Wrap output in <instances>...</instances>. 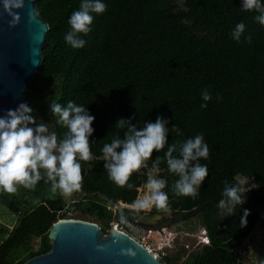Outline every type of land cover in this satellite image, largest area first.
<instances>
[{
    "label": "trees",
    "instance_id": "obj_1",
    "mask_svg": "<svg viewBox=\"0 0 264 264\" xmlns=\"http://www.w3.org/2000/svg\"><path fill=\"white\" fill-rule=\"evenodd\" d=\"M79 3L37 0L48 30L23 103L58 139L66 129L56 124L52 101L64 106L73 100L94 116L92 157L81 161V188L75 191L80 197L66 203L43 179L19 196L0 189V203L17 214L11 228L0 223V264H21L48 251L49 228L59 216L72 217L68 212L88 211L107 233L112 207L137 198L147 168L129 176L132 189L119 186L108 178L101 148L117 134L123 138L126 127L116 125L119 119L141 127L158 115L169 131L165 148L154 149L148 158L149 167L167 144L196 133L209 148L207 159L201 158L209 174L195 197L176 195L171 185L177 177L163 160L160 164L158 175L168 180V207L153 206L150 212L195 216L207 235V243L181 264H254L242 259L238 247L258 224L264 233V26L253 19L255 11L242 10L240 0H105V10L93 14L91 31L81 34L84 46L72 48L63 37ZM240 21L245 31L237 41L230 32ZM205 88L211 93L208 101L201 97ZM225 180L247 189L244 203L229 215L217 204ZM245 208L249 212L241 225ZM179 254L160 259L178 264Z\"/></svg>",
    "mask_w": 264,
    "mask_h": 264
},
{
    "label": "clouds",
    "instance_id": "obj_2",
    "mask_svg": "<svg viewBox=\"0 0 264 264\" xmlns=\"http://www.w3.org/2000/svg\"><path fill=\"white\" fill-rule=\"evenodd\" d=\"M24 7L25 0H0V9L10 18V25L19 21L18 10ZM105 8V0H80L79 7L68 17L69 27L63 37L65 42L72 48L83 47L85 40L81 34L87 35L91 31L93 14L102 13ZM240 8L254 10L256 15L253 19L264 26V0H240ZM33 14L34 9L29 8L27 15L30 20L34 18ZM244 31L245 24L240 21L231 29L230 35L239 41ZM244 39L250 41L251 37L244 35ZM201 97L203 101L211 98L207 88L201 91ZM200 106L203 108L206 104L201 103ZM50 107L56 116V124L66 129L59 139L55 131L49 130L48 124L36 123V118L31 115L32 109L26 103L22 102L16 109H8L4 116H0V189L14 193L18 184L32 189L43 179L45 183H50L53 193L59 190L61 194L68 195L80 190L81 161L92 157L89 136L94 131L91 127L94 116L83 104L73 100H68L64 106L52 101ZM166 123L159 115L154 122L144 121L141 127L121 118L116 125L126 127L123 138L117 134L101 148L108 178L119 186L126 185L132 189L129 176L142 166L147 168L146 191L132 202L133 208L155 206L167 209L169 197L164 189L168 180L158 175L161 160L166 164L167 171L177 177L171 188L179 196L195 197L201 182L209 174L207 164L201 163V158L206 160L209 153L202 133L167 144L163 155L156 156L148 166L153 150L159 152L165 148L166 133L169 131ZM172 128L177 135H182L176 125ZM246 190L238 183L230 185L225 180L217 202L221 212L232 214L237 204L244 203ZM248 212L247 208L243 210L241 225L246 223Z\"/></svg>",
    "mask_w": 264,
    "mask_h": 264
},
{
    "label": "water",
    "instance_id": "obj_3",
    "mask_svg": "<svg viewBox=\"0 0 264 264\" xmlns=\"http://www.w3.org/2000/svg\"><path fill=\"white\" fill-rule=\"evenodd\" d=\"M29 8L34 9L31 20L27 15ZM18 11L19 21L10 25V18L0 9V116L23 102L25 87L42 62L48 30V23L39 14L37 0H25V7ZM161 217L165 219L153 223ZM183 218L184 215L173 217L169 210L144 214L121 209L108 232L103 233L97 222L59 216L49 228L50 249L21 264H164L115 224L127 220L139 229H159Z\"/></svg>",
    "mask_w": 264,
    "mask_h": 264
},
{
    "label": "rangeland",
    "instance_id": "obj_4",
    "mask_svg": "<svg viewBox=\"0 0 264 264\" xmlns=\"http://www.w3.org/2000/svg\"><path fill=\"white\" fill-rule=\"evenodd\" d=\"M139 187V189L137 188V198H139L142 193L146 191L144 184H141ZM28 190L30 189L18 184L17 190L13 194L19 196L22 192H26ZM56 193L62 195L66 203H69L80 197L79 193L75 191L68 195L61 194L59 190ZM120 210L121 209H117L116 213ZM67 215L72 216L73 218H80L89 221L93 220L92 215L88 211H76L72 213L68 212ZM114 216L115 215L113 213V218ZM16 221L17 214L10 211L5 205L0 203V223L6 225L8 228H11ZM112 222L113 220L111 221V225ZM119 225H122V228L137 240H144L145 244L153 252H155L159 258H163L165 255L170 256L172 254H177L179 251V258L176 260V263L178 264H181L183 261H185L188 255H190L192 252L194 253L195 250L198 249L200 244L196 245L195 242H197L200 236H203L204 234L202 230L203 226L195 216H191L187 219L177 220L170 223L169 225L163 226L165 227V231L174 230L177 233L179 231V233L182 235V239H178L176 234L173 235L174 232L170 234L169 239L167 238L168 234L164 236L163 234H161V236H156L155 232L147 234L145 228L139 229L127 220L120 221ZM34 242L37 243V241ZM238 249L243 260L254 264H264V233L262 232L261 224L255 226L253 231L243 238Z\"/></svg>",
    "mask_w": 264,
    "mask_h": 264
},
{
    "label": "built area",
    "instance_id": "obj_5",
    "mask_svg": "<svg viewBox=\"0 0 264 264\" xmlns=\"http://www.w3.org/2000/svg\"><path fill=\"white\" fill-rule=\"evenodd\" d=\"M140 187L138 186V189H139ZM153 207V206H152ZM152 207H150V208H147V209H137V208H133L132 207V205H131V203H124V202H121V201H118L113 207H112V210H113V213H114V215L116 214V210L117 209H134L135 211H140V212H142V213H145V212H149V211H151V209H152ZM120 223V222H119ZM119 223H116L115 224V226H116V228H118V229H120V230H122V231H125L123 228H122V225H119ZM203 230V236H200V238L198 239V241L197 242H195V244L196 245H201V244H204V243H207V236H206V233H205V230L204 229H202ZM151 232H155L156 233V236H161V234H163V236L164 235H166V234H168V239L170 238V234L172 233V232H174V234L173 235H175L176 234V236H177V238L178 239H182V235H181V233H179V231H178V233L177 232H175L174 230H168V231H165V227H161V228H159V229H146V233L148 234V233H151ZM172 235V236H173ZM172 236H171V238H172ZM175 238V237H174ZM138 241H140L142 244H144V246L148 249L149 247L145 244V242H144V240H138ZM172 242H173V239H172ZM149 251H151L156 257H158L157 256V254L155 253V252H153L150 248L148 249ZM159 258V257H158ZM160 259V258H159Z\"/></svg>",
    "mask_w": 264,
    "mask_h": 264
},
{
    "label": "flooded vegetation",
    "instance_id": "obj_6",
    "mask_svg": "<svg viewBox=\"0 0 264 264\" xmlns=\"http://www.w3.org/2000/svg\"><path fill=\"white\" fill-rule=\"evenodd\" d=\"M136 212H140V211H136ZM153 212H145L144 214H152ZM172 214H173V217H176V216H179L178 214H176L175 212H173L172 211ZM165 218H158V219H156L153 223L154 224H157V223H159V222H161V221H163Z\"/></svg>",
    "mask_w": 264,
    "mask_h": 264
},
{
    "label": "bare ground",
    "instance_id": "obj_7",
    "mask_svg": "<svg viewBox=\"0 0 264 264\" xmlns=\"http://www.w3.org/2000/svg\"><path fill=\"white\" fill-rule=\"evenodd\" d=\"M149 249V248H148Z\"/></svg>",
    "mask_w": 264,
    "mask_h": 264
}]
</instances>
